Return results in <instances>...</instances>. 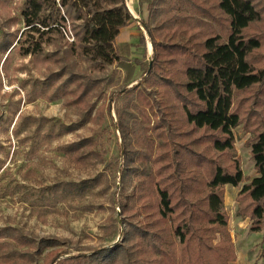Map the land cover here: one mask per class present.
<instances>
[{
	"label": "trees",
	"instance_id": "1",
	"mask_svg": "<svg viewBox=\"0 0 264 264\" xmlns=\"http://www.w3.org/2000/svg\"><path fill=\"white\" fill-rule=\"evenodd\" d=\"M140 1L150 11L145 28L153 56L144 81L150 92L128 89L126 97L135 94L139 103L128 98L117 110L123 152L119 180L123 188L132 187L118 203L127 231L113 248L89 256L53 250L43 264H232L238 256L229 230L227 186L241 187L236 216L251 222V232L262 233L263 257L264 119L244 115L236 102L254 88L261 89L255 97L264 99V68L255 61L264 49V0ZM21 16V37L9 25L0 38L5 62L14 50L42 58L45 46L55 47L52 60L44 61L59 68L50 72L51 81H62L51 100H66L88 116L96 111L102 119L109 106L90 100H106L105 80L78 71L77 64L90 63L98 71L117 66L131 75V46L116 43L133 20L126 0H26ZM146 107L155 118L152 125ZM241 126L251 134L246 146L257 172L252 179L236 152L234 130ZM97 148L92 138L83 139L66 148V155L78 164L92 158L106 162ZM99 177L69 189L86 192ZM13 240L31 246L24 237ZM57 244L43 241L38 254ZM35 258L27 251L0 264Z\"/></svg>",
	"mask_w": 264,
	"mask_h": 264
},
{
	"label": "rangeland",
	"instance_id": "2",
	"mask_svg": "<svg viewBox=\"0 0 264 264\" xmlns=\"http://www.w3.org/2000/svg\"><path fill=\"white\" fill-rule=\"evenodd\" d=\"M25 1L0 0V38L9 25H12L11 32L21 37L25 30L21 16ZM11 20L15 23L8 24ZM55 51V47L45 46L42 58H35L23 57L14 50L7 62L0 54V235L3 234L0 263L5 262L4 258L27 251L35 255L33 262L16 264H43L53 250L65 256H89L120 244L127 231L118 203L125 192L131 193L132 187L123 188L119 180L123 152L117 110L126 106L128 89L137 87L138 91L150 92L144 81L152 57L141 52L142 62H131L134 67L131 75L117 66L98 71L90 63L77 64L78 71L105 80L102 87L106 100H90L97 107L109 106L99 119L95 117L96 111L88 116L68 105L66 100H51L62 81L54 78L51 81L50 72H57L59 68L54 64L47 67L44 61L52 60ZM255 61L264 68V49ZM49 82L53 87L46 91L44 84ZM260 90L254 88L248 94L238 95L236 107L244 115L258 114L264 119V99L255 97ZM39 91H42L40 95ZM116 94L118 97L112 102ZM129 100L132 105L139 103L135 94ZM150 111L146 107L152 125L155 118ZM234 134L242 169L252 179L257 172L250 148L246 146L251 134L242 126ZM88 138L98 143L97 149L106 162L99 163L92 158L78 164L67 157L66 148ZM97 177L96 186L86 192L78 194L69 189L70 184L79 185ZM236 209L237 205L231 208L230 202L226 205L238 256L236 264L264 263L262 235L251 232V222L237 217ZM14 236L31 241V246L20 247ZM43 241L58 244L38 254L37 247Z\"/></svg>",
	"mask_w": 264,
	"mask_h": 264
},
{
	"label": "crops",
	"instance_id": "3",
	"mask_svg": "<svg viewBox=\"0 0 264 264\" xmlns=\"http://www.w3.org/2000/svg\"><path fill=\"white\" fill-rule=\"evenodd\" d=\"M127 7L133 16V20L129 26L121 30L120 35L116 39V43L128 44L131 46L132 55L130 61L142 62L141 52L150 53L153 56V46L145 28V24L150 21V11L148 4L140 0H126ZM236 190V191H234ZM238 191L232 186L226 187L225 202L226 205L230 202L231 208L236 205L235 197ZM262 235V233H259ZM258 252L253 260H257ZM238 259V258H237ZM240 261V257H239ZM238 262V261H237ZM233 264H236L234 262ZM261 264H264L263 262Z\"/></svg>",
	"mask_w": 264,
	"mask_h": 264
},
{
	"label": "built area",
	"instance_id": "4",
	"mask_svg": "<svg viewBox=\"0 0 264 264\" xmlns=\"http://www.w3.org/2000/svg\"><path fill=\"white\" fill-rule=\"evenodd\" d=\"M68 39L70 40V41H73V37H72V34L70 33V35L68 36Z\"/></svg>",
	"mask_w": 264,
	"mask_h": 264
}]
</instances>
